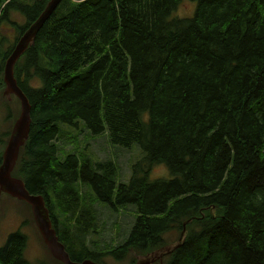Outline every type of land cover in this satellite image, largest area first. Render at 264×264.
<instances>
[{
    "label": "trees",
    "instance_id": "16d2710c",
    "mask_svg": "<svg viewBox=\"0 0 264 264\" xmlns=\"http://www.w3.org/2000/svg\"><path fill=\"white\" fill-rule=\"evenodd\" d=\"M49 1L0 0L2 93L6 59ZM180 1L62 0L14 66L31 123L12 175L44 197L73 261L144 255L185 229L164 264H264V0H189L187 19L173 15ZM6 25L15 38L4 49ZM78 122L140 152L127 181L112 161L61 151L62 126ZM158 165L167 177L151 180ZM93 206L135 210L124 242L104 253L87 245ZM25 247L10 233L0 264H31Z\"/></svg>",
    "mask_w": 264,
    "mask_h": 264
},
{
    "label": "rangeland",
    "instance_id": "374dc122",
    "mask_svg": "<svg viewBox=\"0 0 264 264\" xmlns=\"http://www.w3.org/2000/svg\"><path fill=\"white\" fill-rule=\"evenodd\" d=\"M195 5L189 0H182L174 10V17L179 19L190 18L194 12ZM11 17L19 24L24 23L23 17L12 14ZM4 31L8 36V42L4 49L7 48L9 42H14V32L8 25L4 26ZM0 91V135L1 131L9 130L13 120H9V112L14 114L16 108V100L14 97L8 101L5 96H1ZM7 104H5L6 100ZM18 110L19 105L17 104ZM61 151L72 153L73 151L88 154L94 161H112L117 169L118 180L127 181L130 176V168L140 156V152L133 148L131 150L112 147L106 134L92 137L81 123H76L75 126H62ZM167 177V170L164 166L158 165L152 168L149 178L160 179ZM95 209V210H94ZM96 221L94 225L97 227V232L87 237L88 247L91 252H96L97 249L106 250L113 249L121 245L127 236L135 218V210L127 206L119 208L117 212L111 213L106 207L93 206ZM58 224H65L64 217L55 213ZM26 237V247L24 249V257L31 264H57L44 247L40 236L35 229L28 208L20 202L15 201L7 195L0 196V246L4 244L6 237L16 231ZM177 234L172 232L164 242H169L167 245L176 242ZM94 243V245H92ZM75 250H78L74 246ZM131 256H124L121 260H114L110 256L103 255L98 258L101 264H131ZM168 258H166L167 260ZM166 260L164 262H166Z\"/></svg>",
    "mask_w": 264,
    "mask_h": 264
},
{
    "label": "water",
    "instance_id": "95a60500",
    "mask_svg": "<svg viewBox=\"0 0 264 264\" xmlns=\"http://www.w3.org/2000/svg\"><path fill=\"white\" fill-rule=\"evenodd\" d=\"M62 0H50L42 13L33 21L19 37L13 50L6 59L3 68V96L9 101L11 97L17 100L19 114L14 121L10 135L2 153L0 164V196L7 195L17 202L25 205L30 213L33 225L37 230L44 247L49 252L51 258L58 264H99L90 259L83 261L71 260L64 244L59 240L56 229L50 217V211L41 195L30 194L22 180L14 177L13 171L16 167L19 151L27 141L30 123L31 107L25 94L17 86L14 78V66L27 49L33 46L38 32L54 13ZM185 227V224L183 225ZM185 236L183 229L176 242L164 245L152 250L144 255H135L134 264H164V260L172 255L182 245Z\"/></svg>",
    "mask_w": 264,
    "mask_h": 264
}]
</instances>
